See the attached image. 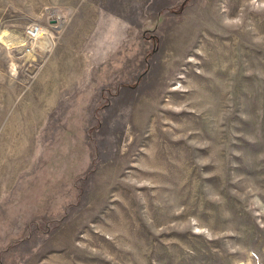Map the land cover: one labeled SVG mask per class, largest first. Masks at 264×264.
Segmentation results:
<instances>
[{"label":"rangeland","instance_id":"1","mask_svg":"<svg viewBox=\"0 0 264 264\" xmlns=\"http://www.w3.org/2000/svg\"><path fill=\"white\" fill-rule=\"evenodd\" d=\"M0 264H264V0H0Z\"/></svg>","mask_w":264,"mask_h":264},{"label":"built area","instance_id":"2","mask_svg":"<svg viewBox=\"0 0 264 264\" xmlns=\"http://www.w3.org/2000/svg\"><path fill=\"white\" fill-rule=\"evenodd\" d=\"M41 30H42L41 26H38L37 24L32 25L28 29V37L31 38V39L37 38L39 36Z\"/></svg>","mask_w":264,"mask_h":264},{"label":"bare ground","instance_id":"3","mask_svg":"<svg viewBox=\"0 0 264 264\" xmlns=\"http://www.w3.org/2000/svg\"><path fill=\"white\" fill-rule=\"evenodd\" d=\"M41 33V32H40ZM44 34V33H43ZM40 36V35H39ZM41 37V36H40ZM38 42V41H37ZM50 44V43H49Z\"/></svg>","mask_w":264,"mask_h":264}]
</instances>
